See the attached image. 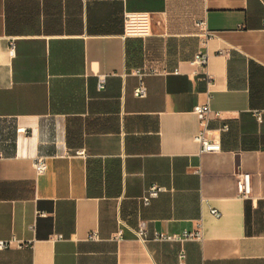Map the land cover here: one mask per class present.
<instances>
[{
	"label": "crops",
	"instance_id": "0c3cea01",
	"mask_svg": "<svg viewBox=\"0 0 264 264\" xmlns=\"http://www.w3.org/2000/svg\"><path fill=\"white\" fill-rule=\"evenodd\" d=\"M127 10L149 36H123ZM137 67L158 70L142 98ZM208 96L218 152L196 140ZM0 153V264H264V0H0Z\"/></svg>",
	"mask_w": 264,
	"mask_h": 264
},
{
	"label": "built area",
	"instance_id": "2783aa9c",
	"mask_svg": "<svg viewBox=\"0 0 264 264\" xmlns=\"http://www.w3.org/2000/svg\"><path fill=\"white\" fill-rule=\"evenodd\" d=\"M202 25V22H200ZM123 36L124 37H133V38H145L150 35V14L147 11H132L127 10L123 14ZM206 35H209L208 31H205ZM9 50L13 54L15 51V42L13 40L10 41ZM207 56L203 52H198L195 56L194 61L199 66H204L206 64ZM136 76L139 77L140 83L134 89V95L138 98L145 97L147 94L146 87L142 82V77L147 74H156L158 70L156 68L147 69L145 67H137L132 71ZM208 81L210 80V76L207 75ZM99 88L104 87V82L99 81ZM209 97L204 103L197 104L194 106L193 110L197 114L200 124H202V128L196 135V140L200 145V152H218L221 150V143L219 138L210 134L208 129L206 128L207 121L209 119V114L211 112L209 106ZM214 115L219 116V112H214ZM255 115L258 120H261V116L259 112H255ZM228 125L225 124L222 127V130H227ZM77 155H83L84 151L82 149H78L75 151ZM1 157V153H0ZM32 166L34 167L37 174H42L47 169V161L44 157L38 156L34 158L32 162ZM236 189L237 193L242 198H247L250 196L251 187H250V177L248 173L241 172L236 176ZM166 188L161 185L153 184L150 186L146 192L144 193L142 200L144 203H149L152 198L158 196L160 192L165 191ZM212 213L216 216H219V212L216 209L211 210ZM123 232V229L120 228L116 236H120ZM133 233L135 236L141 241L145 242L149 238L154 240H167V241H179L183 242L185 240H193V239H201L202 231L201 228H196L194 230H183L182 232L169 233L164 231H153L151 236H149L147 227L145 222L140 221L138 226L133 229ZM58 238H62V235L58 234ZM93 239L96 238V233L91 232L88 236ZM9 246L8 241L0 240V249H4ZM179 262L178 264H185V252L181 250L178 254Z\"/></svg>",
	"mask_w": 264,
	"mask_h": 264
}]
</instances>
